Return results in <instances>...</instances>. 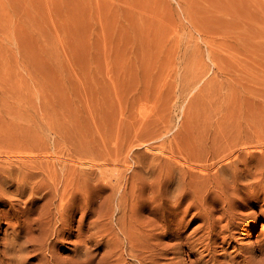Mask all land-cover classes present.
Listing matches in <instances>:
<instances>
[{
  "label": "rangeland",
  "instance_id": "rangeland-1",
  "mask_svg": "<svg viewBox=\"0 0 264 264\" xmlns=\"http://www.w3.org/2000/svg\"><path fill=\"white\" fill-rule=\"evenodd\" d=\"M171 150L227 166L205 181L186 178L190 189L217 199L204 205L216 206L219 225L264 207L248 196L264 190L254 189L264 181V0H0V179L11 175L42 186L33 198L26 183L16 205L20 212L31 204L35 222L56 211L42 198L47 187L54 180L67 184V173L77 170L80 205L68 216L75 234L54 249L61 264H77L82 220L93 234L88 246L96 260L108 249L97 241L106 243L104 223L112 210L116 216L110 188L119 197L126 178L123 203L137 201L142 219H155L147 207L164 197L174 172ZM7 157L55 162L9 164ZM79 158L83 163L66 162ZM175 175V185L181 180L185 187ZM86 210L89 217L81 219ZM192 212L184 235L199 223ZM6 215L2 242L18 220ZM257 217L217 247L220 261L264 242V214ZM32 249L25 251L31 252L26 264H42L44 254ZM196 256L184 260L190 264Z\"/></svg>",
  "mask_w": 264,
  "mask_h": 264
},
{
  "label": "bare ground",
  "instance_id": "bare-ground-1",
  "mask_svg": "<svg viewBox=\"0 0 264 264\" xmlns=\"http://www.w3.org/2000/svg\"><path fill=\"white\" fill-rule=\"evenodd\" d=\"M170 152L175 160V162L172 163L174 172L168 176L165 182L166 185H163V181L160 180L161 187L163 185L160 195H162L164 191V197H161V203L158 206L152 205L147 207V210L154 215L155 219L144 221L141 216L144 207H142V204L139 205L137 201L130 204L123 203L124 196L127 192V184L129 182V178H126L119 197L116 196V189L110 188L111 192L108 197L114 200V203L116 201V205L113 207L115 208L116 216L114 215V210H112L110 213L111 216H108L107 221L104 223L108 225L110 235L106 243L100 240L97 241L100 247L106 244L108 249L96 260L98 256L97 253L94 255L93 249L91 250L88 246L93 240V234H87L88 232L86 233L84 231L82 220L80 225H78L80 227L78 228L80 235L83 238L78 242L80 243L78 248L76 247L75 256L77 264H187L186 261L189 258L184 260V257L186 255L190 257L193 254L197 255V258L193 260V262L191 261L190 264H209L211 261V264H264V242H257L258 244L255 246L249 245L247 247H241L239 253L224 261H220L215 253L220 244H224L228 240L235 238V228L243 227L240 226L242 224H250V222L248 223L250 219H253L252 222H255L258 215H263L264 207L258 212L255 210V212L248 213L245 218H242L239 216L240 214L238 215L237 213L232 214L229 216L226 223L219 225L218 220L220 218L214 216V211L217 209L216 206L215 208H211L204 205L206 200L209 201V197L211 200L213 199L215 204L217 202L215 200L217 199L210 195V191H203L202 188L190 189L192 187L191 185L189 186L187 182L188 180H194L195 176L198 177L199 181H205L212 177V174L215 177L219 170H224L227 166L221 165L220 167H216L215 162H206L207 157L200 161H196L194 158H191L190 155L175 157L173 150ZM230 156L231 154H229V157ZM2 160L9 164L17 162L35 164L55 162L51 159L37 160L35 158H29L23 161L21 157H16L15 159L7 157ZM70 161L75 164L83 163L80 158L66 160L67 163ZM76 172L77 170L67 173V177L64 179L67 184L59 185V182L54 180L53 185L47 187L48 190L42 195V198L47 199V203L55 206L56 211H53V213L48 212L47 214H45V211L42 212L40 217L35 219V222L32 221L30 217L33 208L31 204L20 212L17 210L18 207L16 208V205H18V199L25 194L27 186H30L32 196L37 192L35 190H41L42 186L27 180L20 181L18 177H12L11 175H7V178L3 177V179H0V204L1 206L9 207L7 210L0 208V231L2 229V212H7V219H18L6 229L7 235L11 233L12 236L8 237L6 240L4 239V242L1 241L3 238L0 239V264H26L25 260L31 252L25 253V251L30 246L33 247L32 250L35 252L44 254L42 264H61L60 257L55 254L54 249L61 246L64 242H70V237L75 234V229L71 226L72 219L70 220L68 216H71L70 212H74V209H76L75 206L77 207L80 205H76V201H74L76 194L81 191L80 186H74V182L78 179V173ZM175 173L180 174L183 181H185V187L180 186L184 183L181 182V180H178L177 185H175L173 181L178 178L174 177ZM101 178L105 180L109 179L106 171L101 172ZM186 178L190 179L186 180ZM115 179H117L118 184L121 183V176H115ZM180 182L181 184L179 185ZM26 183L27 186H24ZM191 183L190 181V184ZM261 185L264 187V181H262L260 185H256L254 189L256 190L257 186L261 188ZM82 186H84V184ZM83 188L84 187H82V190L84 191ZM251 193L254 194H247L251 196L249 198L250 201H264V190L259 191L257 189L255 192ZM36 198L37 197H35L34 200L35 202L37 201ZM246 198L247 197H245V201L247 200ZM187 199H192L190 203H193V206L196 203L194 206L197 208L196 213V208L193 213V206L191 207L190 204L186 205V208H183V204ZM28 200L30 199L28 198ZM250 201L248 202L251 203ZM44 205L47 204L44 203ZM239 206L244 205L239 204ZM45 207L46 206H44V208ZM248 207H252V204H249ZM80 208L81 207H79V209ZM17 211L19 212L18 214H16ZM191 212L194 214L192 219L199 220V223L190 234L184 235L186 215ZM20 213L22 217L24 216L25 218L23 217L21 219ZM89 213V210H86L82 214L83 216L81 219L89 217ZM224 215L228 216V214ZM170 217H174L175 220L170 222ZM239 219H243L244 221H239ZM38 220L42 222V225H36V228H32L34 223L38 222ZM153 221L155 224H152ZM190 221L191 218L188 222ZM238 223L240 224L238 225ZM35 231H38V233L35 234ZM166 238L173 240L166 241ZM200 248H202V250H200ZM178 249L184 250L180 252ZM131 256L135 257L136 261L130 260L129 258Z\"/></svg>",
  "mask_w": 264,
  "mask_h": 264
}]
</instances>
